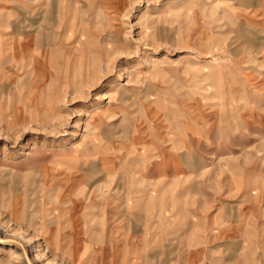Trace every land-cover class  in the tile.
Segmentation results:
<instances>
[{
	"label": "rangeland",
	"instance_id": "obj_1",
	"mask_svg": "<svg viewBox=\"0 0 264 264\" xmlns=\"http://www.w3.org/2000/svg\"><path fill=\"white\" fill-rule=\"evenodd\" d=\"M0 264H264V0H0Z\"/></svg>",
	"mask_w": 264,
	"mask_h": 264
},
{
	"label": "crops",
	"instance_id": "obj_2",
	"mask_svg": "<svg viewBox=\"0 0 264 264\" xmlns=\"http://www.w3.org/2000/svg\"><path fill=\"white\" fill-rule=\"evenodd\" d=\"M4 10L6 13L3 12ZM11 10L18 11L17 7H15L14 9L11 7L3 8V17L6 16V14ZM159 145L160 143L157 139H154V142L152 140L146 143L141 142V160L139 161V168L136 170L139 171V177L141 180H154V182L157 183V185H159V188L161 189L163 186L170 183L171 186H173V184L176 185L177 182L180 181V179L185 177L187 179V182H190L191 176L195 175L196 168L198 166L201 167V163L205 162V159L197 158L196 155H194L192 158L191 156L185 157L183 155L185 159H182V155L179 153L177 148L174 149V146L172 144L166 147L164 146L163 148H161ZM145 151L146 155H144ZM164 188H166V186ZM257 200L258 195L254 197L253 201H255L256 203L258 202ZM204 204H206V202ZM251 209H256V205H252Z\"/></svg>",
	"mask_w": 264,
	"mask_h": 264
},
{
	"label": "bare ground",
	"instance_id": "obj_3",
	"mask_svg": "<svg viewBox=\"0 0 264 264\" xmlns=\"http://www.w3.org/2000/svg\"><path fill=\"white\" fill-rule=\"evenodd\" d=\"M253 1V0H252ZM247 8V7H246ZM42 21V20H41ZM80 75V74H79ZM101 110L100 109H98V110H96V112H100ZM95 127V126H94ZM77 161H78V159H77Z\"/></svg>",
	"mask_w": 264,
	"mask_h": 264
}]
</instances>
